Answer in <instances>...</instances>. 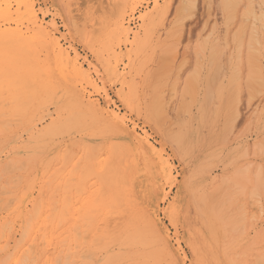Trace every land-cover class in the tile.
<instances>
[{
	"label": "rangeland",
	"instance_id": "374dc122",
	"mask_svg": "<svg viewBox=\"0 0 264 264\" xmlns=\"http://www.w3.org/2000/svg\"><path fill=\"white\" fill-rule=\"evenodd\" d=\"M154 1L34 0L40 23L54 33L72 57L77 52L80 73L55 71L59 82L54 78L56 82L52 83L41 82L35 75V83L40 82L36 84L35 97L27 87L13 90L0 84V121L4 120L0 122V154L3 155H0V206L13 203L18 192L25 191L35 180L36 198L57 203L64 194L67 216L72 217L75 208L81 212L75 215L80 216L77 221L82 228L72 229L74 241L70 244L76 258L68 264H101L109 255L112 260L108 264L123 263L117 258V250L102 251L100 262L88 251V245L107 225L108 230L119 231L126 223L124 212L118 217L107 214L109 211L95 215L85 208L88 195L97 192L100 186L111 187L109 174L104 176L105 180L88 162L109 158L112 147L119 140L123 142L121 136L110 132L106 116L96 117L89 112L86 104L92 103L98 109L124 117L127 129L135 134L128 135L127 146L121 143V147L131 154L136 152L134 155L138 154L139 158L142 156V164L146 152L140 150L143 146L135 135L146 137L155 151L169 160L174 180L160 177L158 181L163 190L155 199L158 218L185 264H254L258 260L261 264L264 262V188L261 187L264 183L258 188L254 183L264 173V146L263 149L259 146L264 145V16H261L264 0L262 3L261 0H232L235 8L230 5L232 9L228 7L224 11L225 0H158L157 8ZM145 14L150 16L149 21L142 20ZM123 16L127 17L125 27L131 29L127 40L119 29ZM258 18L263 20L262 27V20ZM242 21L248 23L246 27ZM18 24L27 31L29 22L24 15L20 14ZM82 30L84 34L80 36ZM241 37V45L236 49ZM218 43L222 45H218L219 49L212 47ZM249 48L258 51H249ZM37 49L44 64L49 52L39 45ZM6 75L5 64L0 61V80ZM251 76L257 78L253 79L257 84H250L255 88L244 83ZM30 136L36 155L15 159L17 168H22L13 172L16 180L7 186L6 178L9 181L10 176L5 173L4 165L14 156L10 144L19 141L22 145ZM242 164L246 166L243 170L248 169L246 172L240 171ZM257 169V174L260 170L262 174L253 178ZM237 175L241 184L235 178ZM261 178L264 180V176ZM251 179H254L252 183ZM260 179L257 183H261ZM209 191L215 193L213 198L206 194ZM5 214V210L0 211V215ZM91 216L104 218L99 221L103 224L98 225L100 230L97 229L94 238H91L93 232L88 218ZM76 232H80L79 236ZM18 236L9 235L12 240H18ZM83 253L91 257H81ZM130 256L133 258L134 253ZM137 262L131 259L127 263ZM150 264L159 263L150 261Z\"/></svg>",
	"mask_w": 264,
	"mask_h": 264
},
{
	"label": "bare ground",
	"instance_id": "6f19581e",
	"mask_svg": "<svg viewBox=\"0 0 264 264\" xmlns=\"http://www.w3.org/2000/svg\"><path fill=\"white\" fill-rule=\"evenodd\" d=\"M262 1L263 0H261V3H262ZM154 2H155V6L157 8L158 0H155ZM225 2L227 4L223 2L225 4V6L223 7V11H224V8L226 9V8L230 7V5H232V8H235V6L233 7L235 0H234V2L233 1L231 2L232 4L230 3V0H225ZM223 3L221 1L222 5H224ZM263 4H264V2H263ZM243 5H244V3H243ZM246 5H248V7L251 6V5L249 6V3H247ZM246 5H244V6H246ZM35 6L36 5H35L34 0H0V61L4 62L5 69H6L7 74H8L0 80V84H2V85L4 84L5 87H7V88H13V90H15L16 88L24 89V87H27L29 90H32L34 92L32 97H35V94L37 91V85H38V83H40L39 81H37L35 83V75H38L40 77L41 82H51L52 83V82H56V81H54V78H56V80L59 79V77L56 74L57 73H64L65 70H70L71 72H73L75 74L80 73V67L77 64V60H78L77 52L74 51V53L75 52L76 53L72 57L70 55V52L67 51L66 49H64L62 47V45L60 44L59 40L54 37V33L50 32L49 30L47 31V29L42 25L43 22L40 23V21L37 17ZM238 6H237V8H238ZM187 8H188V6H187ZM187 8H185V9H187ZM95 9H97V8H95ZM251 9H253V8H251ZM134 10L135 9H132V11H134ZM257 10L259 11V9H257ZM247 12H248V10H247ZM253 12L254 11L251 10V13H252L251 16L253 15ZM20 14H22V16L24 15L25 18L27 19V21L29 22V26L27 28V31H23L22 28L19 27L18 19L20 18ZM241 14H243V13H241ZM259 14L261 15L262 13L259 12ZM259 14H258V16L260 17ZM261 16H264V14ZM125 17L126 16H123L121 18V20L119 22V29H120L121 33L123 32L125 34L124 37L127 40L129 38L131 29L128 27H125L126 26L125 25V22H126ZM255 17L253 20L256 19ZM149 18H150V16L149 15L146 16V14H145V17H142V20L149 21ZM126 19H127V17H126ZM258 19L260 20V18H258ZM259 20H258V22H259ZM261 20H262V18H261ZM244 21H242V22H244ZM245 22H244V24H245L244 27H246L248 24ZM247 22H249V21H247ZM253 22H251V24ZM13 23L16 24V27H14V28L11 27V25ZM262 23H263V20L260 22V24H261L260 27H262ZM94 24H95V22H94ZM96 25H97V23H96ZM253 25H254V23H253ZM53 27H54V25H53ZM95 29H96V27H95ZM251 30H254V29H252V27H251ZM254 31L257 32L256 30H254ZM55 32H56V30H55ZM28 33H31V34H28ZM82 34H84L83 30L80 31V36ZM244 34L245 33H243V35ZM243 35H242V37H243ZM236 37H235V39H236ZM242 37H241V39L239 38L240 40H238V42L240 44L238 43L239 45L236 47V49L239 48V46L241 45ZM249 38H250V36H249ZM251 39H253V41L255 40L254 37L250 38V40ZM215 41H216V38H215ZM254 42L258 43V41H256V40ZM226 44H227V42H226ZM37 45H39L41 48H43L49 52V55L47 56L46 62L44 64L41 63V61L38 57ZM218 45H219V47L222 46L218 43V44H216V46H212V47H214V48L217 47L219 49ZM253 47H254V45H253ZM252 50L249 48V51H252ZM253 51H258V50L254 49ZM211 58H213L212 54H211ZM236 59H237V57H236ZM212 60H214V58ZM210 61H209V63H211ZM238 61H240V60H238ZM220 64L222 65V60H221ZM220 64H218V65H220ZM221 65H220V67L222 68ZM236 66H238V65H236ZM55 71L57 73H54ZM219 71L220 70H218L217 73H219ZM237 72H235V73H237ZM213 73H216V72L214 71ZM213 73L211 75H213ZM83 74H84V71H83ZM239 74H237L236 78L239 77L238 76ZM217 75H219V74H217ZM248 77H250V76H248ZM251 77H252V79L248 78L247 81L244 82V83L248 82L249 87L253 86V85H250L252 82L256 83L253 79H255V80L257 79V78H253L254 76H251ZM210 78H211V76H210ZM213 79H211V80H213ZM249 79L251 80V82ZM258 79H259V77H258ZM261 80H262V78H261ZM261 80L259 79L258 81H260L262 83ZM58 82H59V80H58ZM212 85H213V83H212ZM244 85H246V84H244ZM246 86H245V88H248V85H246ZM210 89H211V87H210ZM255 91H257V90H255ZM207 93L209 94V92H207ZM211 93L212 92H210V94ZM211 95L213 96V93ZM106 99H109V98L106 97ZM206 100H208V99H206ZM206 100H205V103L207 102ZM4 105H5V103H4ZM86 105L88 106L89 112H91L93 116H96V115H99L101 117H102V115L106 116L107 117V125L109 126L110 132L115 136H117V135L121 136V138L123 140V142H121V143L125 144L124 147L127 146L126 145L127 136L128 135L130 136V134L133 135L135 133L132 134V133H130V129H127L128 127L126 126V122H125L124 117L120 116L118 113H115V112L98 109L92 103L90 105H88V104H86ZM112 111H113V109H112ZM236 111H238V110H236ZM157 115L160 116L161 114H157ZM0 116H1V114H0ZM3 121L4 120H2L0 122L3 123ZM199 121H201V120H199ZM6 123L8 125L11 124L9 122H6ZM14 124H16V123H14ZM3 125H5V124H3ZM103 130L105 131L104 128H103ZM132 130H133V128H132ZM77 131H78V129H77ZM104 131L102 132L103 134H104ZM106 133H107V131H106ZM90 138H92V137H90ZM131 138H133V137H131ZM134 138H136V140H138V142L143 146V149H140V148L139 149L145 150V152H146L144 164H142V162H140V160H141L140 158L142 156L139 158L138 154L134 155L136 152L134 154L133 153L131 154L130 151H127L128 149H123V147H121L123 145H121L120 140L118 141L117 144L114 145V147H112V152H111V155L109 156V158L97 159L96 161L94 160V161L88 162V165H91L93 170L95 172H97L98 174L103 175V177L106 176L107 173L109 174L108 178L111 179V185H110L111 187L108 189V186L106 187V185H104V183H102L104 186H100V189H98L97 192L91 193L90 195H88V198H87L88 201L87 202L85 201L86 202L85 203L86 204V206H85L86 211H88V213H90V214H95V215H98V213L102 212V211H103V213H105L106 211H109L107 214H117V217L120 215V213L124 212V215L126 217L125 218L126 223L121 225V229L120 228L118 229L119 231L108 230V225H107L103 229L104 231L102 232V234H100V236L97 237L98 241L97 242L94 241V240H97L95 238L92 241V243L90 245H88V251L91 252L90 254L93 253L96 256V259L99 260V262L101 261L99 259V257H102V256H100V254H102V251H105L107 253H109V252L112 253L115 250H117L118 251V257L117 258L122 259V261H123L122 264H124V262L126 264L131 259H133L134 262H135V260H138L137 264H150V261H154L155 263H159V264L163 261H166L168 264H185L184 258H183V256H181L178 248L175 247L174 244H172L173 242H170V238H169V235L167 233L166 227L160 221V218H158V216H159L158 215V202L155 199L156 196L163 190L160 182L158 181L159 178L163 176L166 179L173 181L174 180L173 168H172V166H171V164L167 158H164L160 153L155 151V147L148 141V139L146 137H139V136L135 135ZM28 139L29 140L26 142L22 141V143H23L22 145H19V141H16L14 144H10L11 151L14 152L13 153L14 156H13V159L10 161V163L6 164V162H5V164L7 166L4 165V168L6 170L3 168L5 173L10 176L9 181H8V178H6L7 179L6 185L7 186H9V183L12 184L16 180V178L14 180L15 176L13 175V172L22 168V167L17 168V166L15 165L16 164L15 159H17L18 156H22L25 159H29L30 157L36 155L33 137L30 136ZM177 140H178V138H177ZM9 142H11V141H9ZM12 142H14V141H12ZM86 142H88V141H86ZM177 143H178V141H177ZM259 146L263 149L264 145H262L260 143ZM135 148H136V146H135ZM256 148H259V147H256ZM262 149H260V150H262ZM92 150H95V149L92 148ZM41 152L42 151H40V153ZM244 152H243V154H244ZM7 154H9V153L7 152ZM95 154L96 155H94V156H97V153H95ZM1 156L3 157V155H1ZM0 161L2 162V160H0ZM23 163L24 164L22 166L25 167V160ZM236 163H237V161H236ZM78 164H79V162H78ZM249 165H251V164L249 163ZM249 165L247 167H249ZM254 165L252 167H258L259 168V166H260V165L259 166H254ZM14 166H16V167H14ZM19 166H21V165H19ZM27 166L29 167V163H27ZM237 166H239V165H237ZM243 166L244 167H240L241 170L238 167V170H240L242 172L243 171L246 172V170H248V169L243 170L242 168H246L245 164ZM3 169H2V171H3ZM75 169H76V167H75ZM252 169H254V168H252ZM260 169H261V167H260ZM253 171L254 170H252V172ZM242 172H240V173L242 174ZM247 172L250 174L251 171H247ZM260 172L262 174V170L259 171V175H260ZM48 173H49V170H48ZM257 173H258V169L255 172L256 176H254L253 178H256L257 176H259ZM241 174H238V175L240 176ZM238 175L235 178H238ZM16 176H17V174H16ZM263 176H264V173L262 176L257 178V182H259V179ZM231 178H232V176H231ZM36 179H37V177H36ZM72 179H75V178H72ZM104 179L106 180V177H104ZM247 179H248V176H247ZM232 180H234V179H232ZM237 180L235 179L234 181L237 182ZM243 180H245V179H243ZM253 180L251 179L250 182L252 183ZM229 181H231V180H229ZM238 181L241 184L240 179ZM246 181L248 182V180H246ZM260 181H261V183H257V182L254 183V185L258 184L256 186V188H258L259 185L264 183L263 182L264 180L262 178L260 179ZM19 182H20V180H19ZM34 183H35V180H32L30 182V185L27 186V189L25 191L18 192L19 196L17 198H15L13 203L9 202L6 205L0 206V211H3V210L6 211L5 215H0V264H68V263H71L76 258V255L74 254V252H72L73 248L70 245L74 241V239L72 238V229L82 228V224L77 221L78 218H80V216L77 217L75 215L77 212H80V210L75 208L73 215L71 214L72 217H68L67 215H69V214L67 212L65 213V211L68 208V206L66 204L65 195L63 194L57 203L53 202L51 199L36 198L34 196L35 195V188H36ZM231 183L233 184V182H231ZM236 186L238 187V184ZM249 186H250V184H249ZM262 186L264 188L263 184L261 185V187ZM240 187H242V186H240ZM2 188H3V185H2ZM197 189H199V188H197ZM236 190H239V189H236ZM240 190H244V189L240 188ZM249 191H250V189H249ZM4 192H3V194H4ZM201 192L199 191V193H201ZM210 192L211 191H209L208 193L206 192V194L209 195ZM214 192H216L215 189H214ZM204 193L202 192V194H204ZM213 193H211L209 195V198H210V196L212 197ZM256 194H254V195L257 196ZM56 195H57V193H56ZM249 197H251V196L249 195ZM203 198H204V195H203ZM10 199H12V198H10ZM249 199H251V198H249ZM254 201H258V200H254ZM218 211H221V210L220 209L217 210V213H219ZM107 214H105L104 216H106ZM88 218L90 219V223L92 226V232H93V235L91 238H94V236L100 230V229H98L99 228L98 225L103 224V223H99V221L103 220L104 218L96 217V216H91ZM251 218H253V217H251ZM109 220H111V219H109ZM143 222H145V225H142ZM236 222H238V221H236ZM116 223L118 224V222H116ZM109 226H110V223H109ZM97 229H98V232H97ZM147 230L149 231V233H147ZM10 233H12L13 236L19 235L18 240L13 239L14 240L13 245H11L13 240L10 239L11 236L9 237ZM77 234L79 236L80 232H78ZM85 235H87V237H88L89 233L85 234ZM85 237L86 236H84V238ZM132 253H134L133 258L130 256ZM255 254H257V251ZM82 255H81V257L85 258L89 254L84 255V253H83ZM239 255H240V253H239ZM233 256H237V254L233 255ZM88 257L90 258L91 256H88ZM93 258L94 257L92 256V259ZM237 258H238V256H237ZM244 258H246V256ZM257 259H261V258H257ZM111 260H112L111 255H109L108 258L103 260L101 264H108L109 262H111ZM239 260H241V259H239ZM234 261H232V262H234ZM243 261H246V260H243ZM258 262L260 263L261 260H258L257 263ZM131 263H133V262H131ZM131 263H127V264H131ZM255 263H256V261H255ZM88 264H92V263H88ZM261 264H264V262H262Z\"/></svg>",
	"mask_w": 264,
	"mask_h": 264
}]
</instances>
